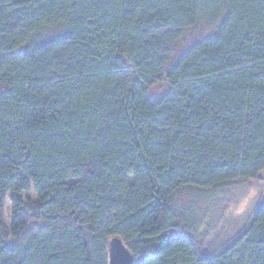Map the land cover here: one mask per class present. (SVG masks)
Segmentation results:
<instances>
[{
  "label": "trees",
  "instance_id": "trees-1",
  "mask_svg": "<svg viewBox=\"0 0 264 264\" xmlns=\"http://www.w3.org/2000/svg\"><path fill=\"white\" fill-rule=\"evenodd\" d=\"M262 173L264 0H0V264H264L191 237Z\"/></svg>",
  "mask_w": 264,
  "mask_h": 264
},
{
  "label": "rangeland",
  "instance_id": "rangeland-1",
  "mask_svg": "<svg viewBox=\"0 0 264 264\" xmlns=\"http://www.w3.org/2000/svg\"><path fill=\"white\" fill-rule=\"evenodd\" d=\"M161 90L162 85H158L152 92ZM262 197L264 173L259 179L233 182L227 190L199 202V223L196 230L191 232V237L204 252L216 251L246 226ZM6 204L8 219L9 204Z\"/></svg>",
  "mask_w": 264,
  "mask_h": 264
},
{
  "label": "water",
  "instance_id": "water-1",
  "mask_svg": "<svg viewBox=\"0 0 264 264\" xmlns=\"http://www.w3.org/2000/svg\"><path fill=\"white\" fill-rule=\"evenodd\" d=\"M133 256L122 240L112 237L108 242V264H131Z\"/></svg>",
  "mask_w": 264,
  "mask_h": 264
}]
</instances>
